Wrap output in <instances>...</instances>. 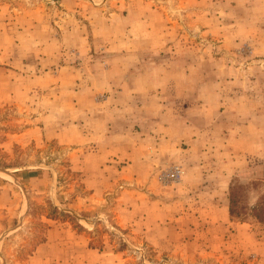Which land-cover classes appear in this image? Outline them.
<instances>
[{"label": "rangeland", "instance_id": "1", "mask_svg": "<svg viewBox=\"0 0 264 264\" xmlns=\"http://www.w3.org/2000/svg\"><path fill=\"white\" fill-rule=\"evenodd\" d=\"M262 207L264 0H0V264H264Z\"/></svg>", "mask_w": 264, "mask_h": 264}, {"label": "crops", "instance_id": "2", "mask_svg": "<svg viewBox=\"0 0 264 264\" xmlns=\"http://www.w3.org/2000/svg\"><path fill=\"white\" fill-rule=\"evenodd\" d=\"M84 114L85 111H84ZM88 120H90L92 117H89L87 114L85 115ZM103 117V116H102ZM102 117L99 115H96V123L98 125L99 122H102ZM85 122V121H84ZM92 131V130H91ZM115 145L114 139L110 136H107L106 138L101 137L99 133L93 134L89 132L87 128H84V175H85V183L87 188H91L93 190H96L95 188L89 186V174L91 173L92 169L95 172H99L102 170L101 167H92L89 163L90 159H92L94 162H99L101 166H105V161H109V158H112L114 156L119 155V149ZM100 159V160H99ZM201 195H196L195 193L192 195V199H196V197H200ZM188 204V202H187ZM223 208V207H222ZM222 211V210H220ZM218 211L217 209L213 208L212 212H209L208 214H216ZM223 214V211H222ZM225 215V213H224ZM53 232V231H52ZM51 246H45L40 245L36 249V253H43L44 251L48 250ZM53 248L51 247V250ZM50 250V252H51ZM49 251V250H48ZM88 249L84 247V253H87ZM36 253H34V257H36Z\"/></svg>", "mask_w": 264, "mask_h": 264}, {"label": "trees", "instance_id": "3", "mask_svg": "<svg viewBox=\"0 0 264 264\" xmlns=\"http://www.w3.org/2000/svg\"><path fill=\"white\" fill-rule=\"evenodd\" d=\"M53 209L55 210L56 208L53 206ZM262 211H264V207H262ZM257 216L261 221H264V217H261L260 214H257Z\"/></svg>", "mask_w": 264, "mask_h": 264}]
</instances>
